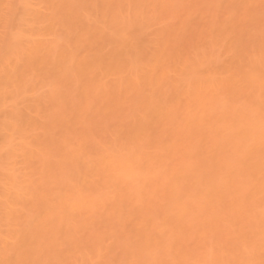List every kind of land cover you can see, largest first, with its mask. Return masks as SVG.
I'll return each instance as SVG.
<instances>
[{
    "label": "bare ground",
    "instance_id": "bare-ground-1",
    "mask_svg": "<svg viewBox=\"0 0 264 264\" xmlns=\"http://www.w3.org/2000/svg\"><path fill=\"white\" fill-rule=\"evenodd\" d=\"M0 264H264V0H0Z\"/></svg>",
    "mask_w": 264,
    "mask_h": 264
}]
</instances>
